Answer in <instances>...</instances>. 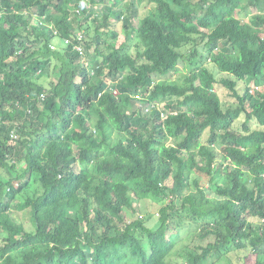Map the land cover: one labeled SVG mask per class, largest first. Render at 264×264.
<instances>
[{"label":"trees","instance_id":"trees-1","mask_svg":"<svg viewBox=\"0 0 264 264\" xmlns=\"http://www.w3.org/2000/svg\"><path fill=\"white\" fill-rule=\"evenodd\" d=\"M103 1L0 0V264H264V0ZM147 88L172 113L139 110ZM17 196L32 230L4 217ZM146 197L160 207L138 214Z\"/></svg>","mask_w":264,"mask_h":264},{"label":"rangeland","instance_id":"rangeland-1","mask_svg":"<svg viewBox=\"0 0 264 264\" xmlns=\"http://www.w3.org/2000/svg\"><path fill=\"white\" fill-rule=\"evenodd\" d=\"M111 3V2H110ZM106 4V1H103L99 4V11L100 12H106V9H103V6ZM109 4V2H108ZM153 8V4L152 3H141L139 5V9H138V17L135 18L133 20V24L134 26L137 25L138 20L147 16L151 9ZM240 17H245L247 19H249V16H244V13H242L240 15ZM113 21L115 20L112 19ZM121 24L120 22H114V27H116L117 32L119 34V39H123L124 38V30L121 28ZM85 33H88L89 35L93 32V26L91 23H86L84 28L82 29ZM108 38V37H107ZM136 39H132L130 42V46H129V51L134 53L135 51V47L134 44L136 43ZM189 47L187 46L186 49H188ZM108 49H110V47H108ZM202 66H204L208 71L213 72L216 76L217 79L221 78V77H227L228 74L225 73H221L217 70L215 64L210 61L208 59L207 56V51L205 52V57L202 60ZM53 69V67H52ZM51 69V70H52ZM189 71V66L183 64L182 62L178 64V71H175L173 73H171L168 77L171 80H177L182 74H184L185 72ZM51 74L50 71L49 72H45L44 76H42L43 78L41 79V81H49V79L51 78ZM45 83V82H44ZM252 84V81L249 83ZM237 91L239 94H242L246 88L245 83L242 80L237 81ZM215 91L217 92L219 99H220V106L221 108H223L224 110L226 109H232L238 106V102L236 101V99L232 96L231 91L226 88L225 86H222L221 84L219 85H215L214 86ZM166 100V99H165ZM165 100L164 99H160V106H164L165 105ZM258 106V105H256ZM244 121V116H240L237 120H235V122L233 123V127L235 129H241L242 128V123ZM250 128L254 129L257 128V125L255 124L254 120H251L249 122ZM18 169L22 167V163L17 164ZM32 184V183H31ZM34 185H37V183H35ZM33 188V185H32ZM18 197V196H17ZM20 198V199H19ZM135 205H137V207H139L140 211H138V214H146L147 212H154L156 210H158V208L160 207L159 202L154 201L153 198L151 197H146L145 199H143L141 202L136 203ZM151 212V213H152ZM127 218H129L128 214H124ZM4 217L7 219V221L9 223H21L23 224V226L27 229V230H32L34 229L33 227V221L31 219V213H30V209L28 207H26L21 200V197H18L16 199H13L11 201V205H10V209L7 213L4 214ZM156 223V218L153 216L149 217L146 220V225L148 227H152L154 226ZM248 261H250L248 259ZM230 262V263H229ZM242 262H244L243 260H240L236 254V252H229L227 253V257H225L223 260L217 261L214 264H242ZM131 262L127 263L130 264ZM131 264H138V262H133Z\"/></svg>","mask_w":264,"mask_h":264},{"label":"clouds","instance_id":"clouds-1","mask_svg":"<svg viewBox=\"0 0 264 264\" xmlns=\"http://www.w3.org/2000/svg\"><path fill=\"white\" fill-rule=\"evenodd\" d=\"M104 1H106V4H108L107 2V0H104ZM108 6H106V5H104L103 6V8H102V10L103 9H105V8H107ZM101 13V12H100ZM34 17L36 18V19H39L38 17H37V15L36 14H34ZM89 20H86V21H88L89 23H91L92 22V17H89L88 18ZM122 20V19H121ZM121 20L120 21H118L117 19L116 20H112L113 22H120V24H121ZM38 22V21H37ZM39 22H40V20H39ZM41 23V22H40ZM85 23H87V22H85ZM121 28L123 29V26H121ZM113 30H115L116 32H117V29H113ZM76 32V36H77V39H78V41H81L82 39H84V31L83 30H76L75 31ZM118 33V32H117ZM263 35H261V38L263 39ZM63 41L64 42H68L69 40H68V38L67 37H65V38H63ZM110 47V49L112 48V46L110 45L109 46ZM51 48H53V49H56V47L54 46V47H51ZM73 51H75V52H77L78 53V55L80 56V58H81V62H85V61H87V59H88V57H87V52H86V50H85V47L83 46V42L81 43V44H75V46H74V48H73ZM208 59L211 61V59L208 57ZM178 71V70H177ZM127 72H128V70H126L124 73H123V75H126L127 74ZM188 72V71H187ZM187 72H185V73H187ZM91 73H93L92 72V70H91ZM173 73V72H172ZM184 73V74H185ZM226 74V73H225ZM53 76V75H52ZM51 76V77H52ZM121 77V76H120ZM228 77H233L232 75H230V74H228ZM240 80H242L244 83H245V85H246V88L245 89H248V91H249V93H251V94H256L257 93V91H258V89H260V88H262V84H256V83H252V84H249V83H246L247 81H246V79H240ZM106 81V83H107V85L108 86H110V83L112 82L108 77H107V79L105 80ZM239 81V80H238ZM237 87V86H236ZM149 89L150 88H147V89H144V91H138L137 93H135V94H133V102H134V104H135V106L136 107H138L139 108V110H141L142 112H144V113H149L152 109H157V110H159L160 111V116H161V118L163 119V118H165V116L168 114V113H172V111L170 110H168V109H165V105L164 106H160V100H157V101H155V102H145V100H146V97L149 95ZM250 89H252V90H250ZM214 91H215V89H214ZM216 92V91H215ZM113 93L114 94H117V90L115 89V90H113ZM216 94H217V92H216ZM218 95V94H217ZM41 96L43 97L44 95L43 94H41ZM137 96H139V98L137 97ZM218 98H219V96H218ZM219 102H220V99H219ZM148 108V109H147ZM163 114V115H162ZM10 137L12 138V139H16L17 138V133L16 132H11V134H10Z\"/></svg>","mask_w":264,"mask_h":264},{"label":"built area","instance_id":"built-area-1","mask_svg":"<svg viewBox=\"0 0 264 264\" xmlns=\"http://www.w3.org/2000/svg\"><path fill=\"white\" fill-rule=\"evenodd\" d=\"M250 90H252V89H250ZM138 98H139V96H137ZM148 109V108H147ZM163 115V114H162Z\"/></svg>","mask_w":264,"mask_h":264}]
</instances>
